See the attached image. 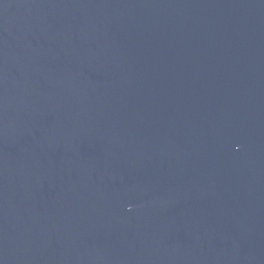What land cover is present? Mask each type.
<instances>
[{
    "label": "water",
    "instance_id": "95a60500",
    "mask_svg": "<svg viewBox=\"0 0 264 264\" xmlns=\"http://www.w3.org/2000/svg\"><path fill=\"white\" fill-rule=\"evenodd\" d=\"M0 264H264V0H0Z\"/></svg>",
    "mask_w": 264,
    "mask_h": 264
}]
</instances>
